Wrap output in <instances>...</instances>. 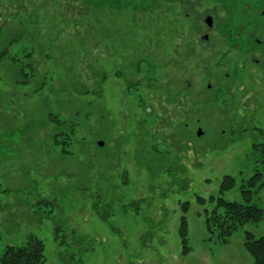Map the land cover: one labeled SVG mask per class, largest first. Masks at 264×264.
Masks as SVG:
<instances>
[{"label":"rangeland","instance_id":"obj_1","mask_svg":"<svg viewBox=\"0 0 264 264\" xmlns=\"http://www.w3.org/2000/svg\"><path fill=\"white\" fill-rule=\"evenodd\" d=\"M162 1L0 0V254L37 236L45 264H253L244 232L263 236L264 218L223 245L207 240L196 199L221 194L231 175L236 184L222 196L244 202V183L264 175L255 149L264 142V69L256 100L251 86L237 102L204 90L237 60L222 67L231 51L222 30L243 25L264 41V0L244 18L225 1ZM210 8L209 43L201 35L211 31ZM50 115L76 125L69 153L52 142ZM187 201L192 250L184 256L178 226ZM252 203L264 210V188Z\"/></svg>","mask_w":264,"mask_h":264},{"label":"trees","instance_id":"obj_2","mask_svg":"<svg viewBox=\"0 0 264 264\" xmlns=\"http://www.w3.org/2000/svg\"><path fill=\"white\" fill-rule=\"evenodd\" d=\"M30 66V65H28ZM23 77V83H28L29 75L26 69L21 67L16 71ZM50 123L55 124L56 132L52 135V142L62 149V152L69 153L68 147L75 143L76 125H68L61 121L58 116L50 115ZM256 151L262 154L264 158V142L255 145ZM72 153V152H71ZM124 174V183H127L126 172ZM109 184L114 186L113 190L118 188L117 184ZM236 180L231 175L223 177L221 185V194L212 195L208 198L197 196L196 202L200 206L205 207L204 224L208 234L209 241L216 240L223 245L229 244L233 235L247 223H257L264 218V210L257 204L252 203L253 192L264 188V175L261 171L250 177L242 186L244 202L231 201L225 199L222 194L234 188ZM110 190V188H108ZM112 192L111 190L109 191ZM102 197L104 193H99ZM209 205L211 208H207ZM190 209V202L181 205L182 217L179 221L178 235L181 245L182 255H188L192 247L190 246L189 224L186 214ZM243 246L253 259V264H264V235L256 237L251 231L244 232ZM45 244L42 239L37 236H30L26 244L7 245L4 252L0 254V264H45Z\"/></svg>","mask_w":264,"mask_h":264},{"label":"flooded vegetation","instance_id":"obj_3","mask_svg":"<svg viewBox=\"0 0 264 264\" xmlns=\"http://www.w3.org/2000/svg\"><path fill=\"white\" fill-rule=\"evenodd\" d=\"M220 1H225L224 3H229L230 7H236V9H232L235 11V15L239 18H244V14L243 12H247L246 16H250L252 14H254L257 10L256 6L252 5V1L253 0H220ZM250 2L251 4L248 3L245 4L246 9H243V5L244 2ZM258 1V0H257ZM161 2H163L161 0ZM253 2H256L255 0ZM259 2V1H258ZM257 2V3H258ZM261 5V4H260ZM259 5V6H260ZM257 6V7H259ZM231 9H226V13L229 15ZM263 12L262 14H264V10L261 11ZM215 15H216V11L213 9H207L204 12V23L206 25V27L208 28V32H204L201 35V40L202 41H211L212 39V31L213 28L216 26L215 23ZM244 16V17H243ZM237 18V20H238ZM208 19H211L212 25H209L208 23ZM221 37H222V42L224 44V46H226V48H229L231 51L227 52L220 56V60L222 59L224 62H221L222 67L226 66V60L227 59H234L236 61H234V67H232L231 72L227 71L224 72L223 75H219V76H215L214 78L208 77L207 81L205 82V86H204V90L206 87V90L208 91H213L214 92L211 94L212 96V101H217L218 99L221 100V98H227L228 96L230 97V99L232 101H240L241 99H243V94L248 91V87L251 86L252 91L254 92L253 95L255 97L256 100V96L258 91H256V85L259 83L260 81V67L261 69H264V50H259L258 48H255V45L257 47L264 45V41L261 40L259 37L256 36L255 32L252 30H245L244 26L241 25L240 29L236 30V29H224L221 31ZM240 50L239 53V57H233L234 54L237 50ZM233 51V52H232ZM232 54H231V53ZM227 58V59H225ZM244 62V65L242 64ZM225 63V64H224ZM241 64V66L239 67L238 65ZM249 65V66H248ZM250 68V70L248 69ZM262 69V71H263ZM242 72H245V78L241 77V75L243 74ZM239 78V79H237ZM222 80H225L228 83H224L223 85L219 84L218 82H220ZM258 79V81H257ZM213 80V81H210ZM214 81H216L217 83H215ZM252 82V83H251ZM250 83V85H248ZM256 83V84H255ZM195 85L191 82L188 81L187 83V91H192L195 87ZM201 90V88H199ZM198 89V90H199ZM200 90V91H201ZM127 87L124 89L123 88V92L124 94L127 92ZM234 91H236V93H234ZM256 92V94H255ZM195 96V94H194ZM249 98V97H248ZM148 113H152V108L149 107ZM236 124V123H235ZM249 126L251 125L250 123H248ZM244 125V121H241L240 123H237V126L235 127V125L230 126L231 132H237L239 130H242V126ZM199 129L202 130V134L198 135V131ZM223 134L226 133L225 130H222ZM253 134L255 133L254 131L252 132ZM197 136L199 137H203L204 131L201 127H198L197 131H196ZM100 146V145H99ZM158 161V160H157Z\"/></svg>","mask_w":264,"mask_h":264},{"label":"water","instance_id":"obj_4","mask_svg":"<svg viewBox=\"0 0 264 264\" xmlns=\"http://www.w3.org/2000/svg\"><path fill=\"white\" fill-rule=\"evenodd\" d=\"M208 23H209V25H212L211 19H208ZM201 134H202V130L199 129L198 135H201ZM98 145L103 146L104 145V141H99Z\"/></svg>","mask_w":264,"mask_h":264}]
</instances>
